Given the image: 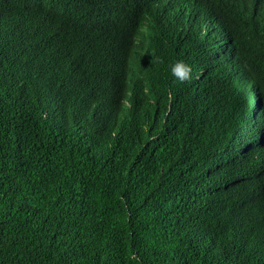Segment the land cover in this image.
Here are the masks:
<instances>
[{
  "label": "trees",
  "instance_id": "16d2710c",
  "mask_svg": "<svg viewBox=\"0 0 264 264\" xmlns=\"http://www.w3.org/2000/svg\"><path fill=\"white\" fill-rule=\"evenodd\" d=\"M203 13L229 29L235 50L225 48L253 72L264 101V0H0V264L259 262L248 242L255 237L234 221H264V131L217 56V41L191 24ZM177 60L192 65L191 82L171 75ZM14 71L40 88L35 100H27L23 82L11 103ZM56 104L65 113L52 114ZM38 116L48 134L66 127L68 138L47 140ZM97 117L105 131L112 122L119 127L100 145L83 124ZM10 129L20 131L9 134L7 161ZM142 144L144 153L129 149ZM59 176L89 204L70 216L61 188L65 240L52 242V252L44 242L45 194L59 187ZM158 200L171 207L153 214ZM12 218L25 224L14 227ZM68 237L76 242L65 249Z\"/></svg>",
  "mask_w": 264,
  "mask_h": 264
},
{
  "label": "clouds",
  "instance_id": "9594fccd",
  "mask_svg": "<svg viewBox=\"0 0 264 264\" xmlns=\"http://www.w3.org/2000/svg\"><path fill=\"white\" fill-rule=\"evenodd\" d=\"M231 1H235L236 0H231ZM238 1V0H237ZM241 1V0H239ZM198 23V25H196ZM191 24L195 25L196 27H198L199 29H201L202 31H204L205 33L209 34L211 37H213L219 47H217V56L222 60L223 64L225 65L228 73L231 75L232 79L235 81V83L238 85L239 89L241 90L243 87L240 85V82L238 81L239 79H242L243 77H245L246 79V89L244 91H241L242 94L245 93L246 97L248 98L249 96L254 97L255 99H259L260 102H262L261 104L264 105V101H263V97L261 95V92L259 90L258 87V83L256 79L251 80L250 78L253 76L252 71L246 66V64L243 62L241 63V61H239L240 63H237V61L232 57V55H230V53L226 50V43L230 44V49L231 50H235V47L233 45V37L232 34L230 33L229 29L221 22L219 21L217 18H215L212 15H208V14H200V18H198L197 20H194L191 22ZM193 33L195 34L197 40H199L205 47L208 53V56L210 58L211 63L213 64V66L220 72L218 64L215 60L216 54L212 51L211 47L204 42V40L195 32L193 31ZM219 35V36H218ZM218 37V38H216ZM223 42V43H222ZM224 46L223 49L224 50H220V46ZM234 48V49H233ZM241 60V59H238ZM1 68V67H0ZM170 73L173 76V78L180 82H191L193 80V67L190 63L184 61V60H177L175 61L171 66H170ZM8 77L10 79V86H7V90L10 92V98H11V103L16 104V101L12 100L15 97H19V92L22 90V86L21 83H25L26 86H24V90L29 94L27 100H29V102L35 100L39 95H38V91H40V88L38 86H33V83L31 81L25 82L23 79H21V77H19V74L14 71V72H8ZM251 82H248L250 81ZM113 89H118V86H113ZM2 89V86H1ZM3 92V91H2ZM247 98H245L247 100ZM253 103V102H252ZM252 103L250 102V104L252 105ZM117 102L115 100H112L110 102H108L106 105L109 106L111 108V110H114V106H116ZM129 103L126 102V109L127 107H129ZM131 107V106H130ZM61 108V107H60ZM59 108V109H60ZM61 112L64 111L65 113V109H60ZM254 110V109H253ZM52 114H56L58 115L59 113L53 108L51 110ZM255 111V110H254ZM255 113V112H254ZM264 113V112H263ZM257 114V112L255 113ZM60 118V116H58ZM56 118L55 120L59 119ZM37 125L39 128H41L40 132L43 133L46 137L47 140H53V141H58V142H64L68 137L67 134L65 132H68L69 129L66 127H62L60 129V131H57L55 133V135H50L47 133V127L48 124L46 120H44V117H37ZM145 122L146 125L143 126H147L150 123V120L146 117H142L138 123L140 124V122ZM95 127L100 128L103 130V136L104 139H112L115 135L116 132L118 130V124L117 123H113L111 124V127L109 128L108 131H105V129L102 127L101 123L98 121V117L96 119H93V121L91 122ZM9 131V132H8ZM5 134V138L8 142V148H7V155H4L5 160H9L10 155H12L11 152V145L10 143L12 142V139L9 137V134L11 131H20L19 129H10L8 130ZM65 131V132H64ZM66 134V135H65ZM90 137H92V134L89 132ZM73 140L75 141L73 135H71ZM64 137V138H62ZM143 137H148V135H143ZM9 138V141H8ZM29 144V140L26 141V145L28 146ZM99 145L101 144V142L98 143ZM145 146L146 144H142L140 146H136V147H129V149L133 152V153H139V152H143L145 150ZM75 152L77 153V155L82 156L84 149L81 148L77 143L75 145ZM87 159V161H89V163L93 164V160L90 157L85 158ZM108 162V158L106 157H102V164H106ZM120 174L122 175V172H120ZM56 179L59 182V187L55 188V189H50L47 190V194H45V200H47V202H49V206H44L45 211H44V217L45 219H43V221H47V224H44V226L49 229V231L46 233L47 239L44 242H48L47 244V248L51 247L52 248V252H58V250L56 249V246L54 244H52V242L55 243H59L62 242L63 240H65V236L63 234L64 231V227L62 225V223L60 222V220L58 219V216L61 214V207L63 206V192L61 191V188H64L66 190V194L69 196L70 200L72 197V192L73 191H77L78 192V187L76 184H74L71 180H62V178L56 177ZM46 191V190H45ZM174 198V196H173ZM44 199V198H43ZM159 201H153L150 203V209L153 212V214L159 213L163 210L169 209L171 206L168 205H161L159 204ZM71 207H72V212L70 214V216L73 215H77L79 216L78 212H83V209H86L87 204L85 206H83L82 208L77 207L73 201L71 200ZM80 217V216H79ZM235 224L238 226V228L240 230H242L246 237L252 236L255 237L256 240H253L252 243L256 244L259 248L264 250V221L259 222V224L255 225V231L252 232L251 231V223L253 221L244 219L240 216H235ZM12 225V219L9 222ZM22 224H25L23 222H19ZM13 226V225H12ZM16 227V226H14ZM34 230L36 232H38V228L35 227ZM97 233V232H96ZM68 241L67 244V248H70L73 243H75L76 241H70L69 237L67 238ZM39 246H41L42 242L37 243ZM44 244V243H43Z\"/></svg>",
  "mask_w": 264,
  "mask_h": 264
},
{
  "label": "water",
  "instance_id": "95a60500",
  "mask_svg": "<svg viewBox=\"0 0 264 264\" xmlns=\"http://www.w3.org/2000/svg\"><path fill=\"white\" fill-rule=\"evenodd\" d=\"M196 25H198V23L196 24ZM216 38H218V37H216ZM223 43V42H222ZM221 48H220V50L222 51V50H224L223 49V47L224 46H220ZM252 74H253V72H252ZM246 78L245 77H243L242 79H239L238 81L240 82V85L243 87L242 89H241V91H244L245 89H246V80H245ZM250 79H256V77L254 76V74H253V76L250 78ZM249 79V80H250ZM88 102H89V99H86L84 102H83V106H85V105H87L88 104ZM59 105L60 104H56L53 108L58 112V113H61V110L59 109L60 107H59ZM251 107H252V109H254V110H257L258 111V109H261L263 112H264V105H262L261 103H260V101H259V99H256V101H254L253 103H252V105H251ZM260 111V110H259ZM256 113V112H255ZM259 114H258V112H257V114H255V118H254V120H255V123H254V126H256L257 128H259L261 131H259V132H263L264 131V121H262V124H263V128H262V125H261V127H259L258 126V124H257V121H258V119H259V117L261 116H258ZM60 119H61V115H60ZM83 124H84V127H85V129L87 130V131H89L91 134H92V137H91V140L95 143V144H98L99 142H102L103 141V139H104V136H103V130L102 129H100V128H97V127H95L91 122H83ZM246 128H249V127H251V126H245ZM242 128H244V126L242 127ZM62 138H64V137H62ZM257 139H258V143H261V139H260V137H256ZM65 139V138H64ZM251 139V138H250ZM227 151V154H229V152H230V150L229 149H227L226 150ZM205 168V166L203 165V169ZM214 168V170H217V167H213ZM258 173L259 172H261V169H259V171H257ZM71 200L73 201V203L77 206V207H79V208H82L83 206H85L86 204H87V206H88V204H89V201H88V199L86 198V197H84V196H82L80 193H79V191L77 192V191H73L72 192V197H71ZM259 222H261V221H253L252 223H251V231L252 232H254L255 231V225H257V224H259ZM17 224H19V220L18 219H15V218H12V225L13 226H17Z\"/></svg>",
  "mask_w": 264,
  "mask_h": 264
},
{
  "label": "bare ground",
  "instance_id": "6f19581e",
  "mask_svg": "<svg viewBox=\"0 0 264 264\" xmlns=\"http://www.w3.org/2000/svg\"><path fill=\"white\" fill-rule=\"evenodd\" d=\"M173 5H174V3H173ZM176 6V5H175ZM168 8H170V7H168ZM8 24H9V22H8ZM141 29L143 30L144 29V27L143 26H141ZM20 30V32H21V30L22 29H19ZM142 35V34H141ZM143 44V43H142ZM144 50L146 51V47H143L142 46V48H141V52H143L144 53ZM145 58L147 59V56H145ZM51 74V73H50ZM51 76V75H50ZM44 77V76H43ZM55 80V79H54ZM69 82V81H68ZM67 83V82H66ZM73 83H74V81H73ZM71 84V83H70ZM246 102H248V101H246ZM249 104V103H248ZM250 105V104H249ZM200 106V107H199ZM199 107V109L201 108V105L198 103V105H197V108ZM250 109H251V111L253 110L251 107H249ZM204 109H207V110H209L210 111V109L209 108H204ZM204 109H200V111L201 112H205V111H203ZM260 109H258V111L257 110H255L254 112H260L259 111ZM200 112V113H201ZM209 113V112H208ZM214 113V112H213ZM210 114H211V112H210ZM201 115V114H200ZM214 115H215V113H214ZM211 116H212V114H211ZM213 117V116H212ZM227 134V133H226ZM224 151H226V150H223V152ZM10 219V218H9ZM161 226V225H160ZM221 226V225H220ZM41 238V237H40ZM250 240H254V239H252V238H250L249 240H248V242L250 241ZM86 241V240H85ZM254 252H255V256L258 258L259 257V262H256L257 264H264V250L263 249H261V248H259L257 245H256V248L254 249ZM256 261V260H255Z\"/></svg>",
  "mask_w": 264,
  "mask_h": 264
},
{
  "label": "rangeland",
  "instance_id": "374dc122",
  "mask_svg": "<svg viewBox=\"0 0 264 264\" xmlns=\"http://www.w3.org/2000/svg\"><path fill=\"white\" fill-rule=\"evenodd\" d=\"M245 96H246V94H245ZM248 98L251 100V102H253L252 96H249Z\"/></svg>",
  "mask_w": 264,
  "mask_h": 264
}]
</instances>
